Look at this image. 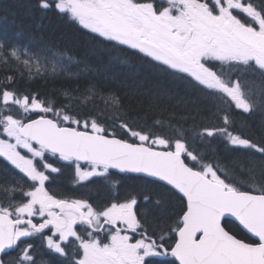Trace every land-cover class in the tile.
<instances>
[{
	"label": "snow or ice",
	"instance_id": "obj_1",
	"mask_svg": "<svg viewBox=\"0 0 264 264\" xmlns=\"http://www.w3.org/2000/svg\"><path fill=\"white\" fill-rule=\"evenodd\" d=\"M23 7L35 28L0 35V264H264V0Z\"/></svg>",
	"mask_w": 264,
	"mask_h": 264
},
{
	"label": "trees",
	"instance_id": "obj_2",
	"mask_svg": "<svg viewBox=\"0 0 264 264\" xmlns=\"http://www.w3.org/2000/svg\"><path fill=\"white\" fill-rule=\"evenodd\" d=\"M25 0H3V4H0V7L11 6L13 10L17 12L16 23L8 24L7 26H0V35H10L17 26L23 27L25 30L29 28H35L36 26V17L29 15L27 10L23 7ZM44 28L48 33H51L54 28H56L55 19H50L44 22ZM66 43H74V39L71 34L65 36ZM78 69L74 68L73 71H77ZM33 87H40L42 90L51 89L53 84L51 83H41L39 85H33ZM135 111H141L142 109L134 106ZM256 119L257 126L260 123L258 117H253ZM76 186V182L73 178V174L71 172H67L65 176L57 182V188L61 192H69ZM97 187V186H93ZM97 193L93 192L92 196L95 199L97 197ZM102 198V197H101Z\"/></svg>",
	"mask_w": 264,
	"mask_h": 264
},
{
	"label": "rangeland",
	"instance_id": "obj_3",
	"mask_svg": "<svg viewBox=\"0 0 264 264\" xmlns=\"http://www.w3.org/2000/svg\"><path fill=\"white\" fill-rule=\"evenodd\" d=\"M225 71H230V69H226Z\"/></svg>",
	"mask_w": 264,
	"mask_h": 264
},
{
	"label": "flooded vegetation",
	"instance_id": "obj_4",
	"mask_svg": "<svg viewBox=\"0 0 264 264\" xmlns=\"http://www.w3.org/2000/svg\"><path fill=\"white\" fill-rule=\"evenodd\" d=\"M226 70V69H225Z\"/></svg>",
	"mask_w": 264,
	"mask_h": 264
}]
</instances>
